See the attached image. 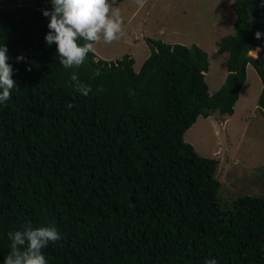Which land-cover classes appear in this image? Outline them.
<instances>
[{"label":"trees","instance_id":"16d2710c","mask_svg":"<svg viewBox=\"0 0 264 264\" xmlns=\"http://www.w3.org/2000/svg\"><path fill=\"white\" fill-rule=\"evenodd\" d=\"M229 7L232 31L215 45L225 74L208 94L206 54L195 44L144 37L137 70L126 53L93 52L65 69L44 40L50 0H0V43L17 88L0 105V264L8 233L25 222L61 233L43 250L48 264H264V182L260 195L221 201L216 160L182 140L196 116L232 113L247 64L264 115V0ZM72 71L91 86L87 97L69 85Z\"/></svg>","mask_w":264,"mask_h":264},{"label":"rangeland","instance_id":"374dc122","mask_svg":"<svg viewBox=\"0 0 264 264\" xmlns=\"http://www.w3.org/2000/svg\"><path fill=\"white\" fill-rule=\"evenodd\" d=\"M32 1L17 0V3ZM230 2L120 0L113 6L119 9L123 20V36L111 44L98 43L93 53L104 60H113L126 53L133 58L132 69L136 70L143 56L139 54L141 48L146 51L144 37L166 43L195 44L206 54L203 80L207 93L211 94L225 74V55L216 53L215 45L219 37L232 31L234 14ZM254 50L256 57L259 48ZM259 89V80L247 64L233 103V113L223 115L212 111L206 117L198 115L182 133V140L189 143L196 154L216 160L213 176L219 181L216 196L221 201L263 192L264 115L255 104Z\"/></svg>","mask_w":264,"mask_h":264},{"label":"clouds","instance_id":"9594fccd","mask_svg":"<svg viewBox=\"0 0 264 264\" xmlns=\"http://www.w3.org/2000/svg\"><path fill=\"white\" fill-rule=\"evenodd\" d=\"M50 3L51 11L42 12L49 18V31L44 40L49 46L56 45V56L65 69H79L98 43L111 44L124 34L120 11L113 6L115 0H50ZM260 35L257 32L256 38L259 39ZM7 51V47L0 43V105H6L12 90L17 89ZM250 53L255 58V54ZM16 59L20 61L23 57ZM100 75L97 69L93 78ZM68 83L81 96L87 97L92 92L91 86L83 83L76 71H72ZM97 91L102 92L103 88ZM8 239L9 252L4 264H48L43 250L60 241L62 235L54 225L34 226L25 222L18 230L9 232ZM204 264H217V261L210 258Z\"/></svg>","mask_w":264,"mask_h":264},{"label":"crops","instance_id":"0c3cea01","mask_svg":"<svg viewBox=\"0 0 264 264\" xmlns=\"http://www.w3.org/2000/svg\"><path fill=\"white\" fill-rule=\"evenodd\" d=\"M143 53H144V54H143ZM139 54L143 55L142 58H141V59L143 60V59L146 57V55L148 54V48H147V46H146V51L144 52V48H141V51L139 52ZM95 55H96V54H95ZM97 57H98V56H97ZM132 59H133V58H132ZM142 60H141V61H142ZM136 70H137V69H136ZM256 76H257V75H256ZM257 78H258V77H257ZM232 113H233V109H232ZM232 113H231V114H232ZM231 114H230V115H231ZM226 117H227V116H226ZM226 117H225V118H226Z\"/></svg>","mask_w":264,"mask_h":264},{"label":"bare ground","instance_id":"6f19581e","mask_svg":"<svg viewBox=\"0 0 264 264\" xmlns=\"http://www.w3.org/2000/svg\"><path fill=\"white\" fill-rule=\"evenodd\" d=\"M252 52L255 53V50H253Z\"/></svg>","mask_w":264,"mask_h":264}]
</instances>
